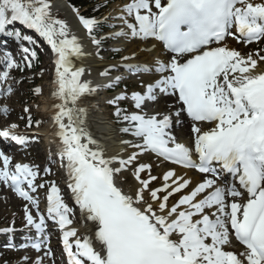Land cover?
Returning a JSON list of instances; mask_svg holds the SVG:
<instances>
[{
  "label": "snow or ice",
  "instance_id": "obj_1",
  "mask_svg": "<svg viewBox=\"0 0 264 264\" xmlns=\"http://www.w3.org/2000/svg\"><path fill=\"white\" fill-rule=\"evenodd\" d=\"M55 8L54 0H0V33L14 37L23 54L21 62L3 54L0 84L11 70L22 72L36 59L26 46L35 41L9 31L17 23L34 30L54 54L51 134L67 190L65 196L56 181L36 183L37 166L13 164L0 151V184L27 202L24 228L35 230L36 239L21 247L37 256L25 255L23 264H55L48 222L61 234L66 264H264V48L241 52L227 43L264 41V0H128L103 18L86 17L73 6L97 56L109 40L152 42L141 50L151 60L133 52L100 72L106 84L82 80L84 69L73 67L72 58L90 53ZM106 27L118 30L99 35ZM121 69L140 87L106 101L118 131L129 137L112 149L94 137L88 117L101 89L114 90L124 81L111 75ZM4 92L11 93V85ZM160 99L167 110H149ZM24 112L30 128V109ZM185 121L188 144L175 134ZM9 129L0 130V137L27 142ZM166 163L174 167L152 174L154 166ZM190 170L201 178H190ZM38 189H46V214L33 195ZM77 214L85 234L72 227Z\"/></svg>",
  "mask_w": 264,
  "mask_h": 264
},
{
  "label": "rangeland",
  "instance_id": "obj_2",
  "mask_svg": "<svg viewBox=\"0 0 264 264\" xmlns=\"http://www.w3.org/2000/svg\"><path fill=\"white\" fill-rule=\"evenodd\" d=\"M102 1H106V0H102ZM102 1L100 0L99 4H102ZM114 1V0H113ZM128 2V0H117V2L114 3H110L107 7H106V11L103 14V17L108 16L109 14H111V10L113 9V7L115 6L116 3H126ZM106 5V4H104ZM54 14L56 15L57 18L64 20V15L63 13H61L60 11L54 10ZM107 30L110 29V27H106ZM107 31L105 32H100L99 35H105ZM37 35H35L36 37ZM115 42V43H114ZM117 44V42L115 40H109L107 42H105L104 44H102L101 47L103 48H108L111 45H115ZM257 47H261L264 48V41L260 42L259 45H250V46H243L242 50L243 52H248L250 50H255ZM45 46L42 45V47H40V54H41V64L36 67V68H25V73L20 77V79H22V82L17 84L15 83L14 85V89L15 91H13L12 94V98H10L9 100H7L4 105L5 107H7L8 111H7V115L5 116V118H3L2 121H0V127H2L3 125H11L13 123H16L19 127V131H23L25 132L28 129L31 130H41V129H45L46 128V124H47V119L46 117L44 118L42 112H41V106L42 103L47 95V87L49 84V80L51 77L50 74V66L47 65L45 63V61L48 60L47 58V54L46 51H44ZM102 49V48H101ZM109 49V48H108ZM123 51L117 53V52H113V55L110 57V61L111 63L114 62H119L121 60V56L125 55L126 51L129 50V48H124L122 49ZM106 51H102L100 53V55L103 57L104 54H107ZM125 73V72H124ZM113 75H116V72L112 73ZM121 74V73H120ZM124 82L127 84L124 85L125 87L123 88H128L127 91L128 93L130 91L133 90H139V83L136 81L135 77L132 76H126ZM36 88H40L41 92L40 93H35L34 89ZM119 93V90H115L114 92H111L110 94L106 95L105 97H103L102 95L100 96V100L102 102L107 103V99L111 98L114 94ZM170 104V103H169ZM28 107L30 109V114H31V118L33 121L32 127H26L27 124V120H28V116L29 113H25L24 112V108ZM126 107H128V104H126ZM155 108L157 111H161L164 112L167 109L166 108H160L159 105L156 104H149V108ZM149 109V110H150ZM103 110V109H102ZM113 111V108H109L108 110H106V112L111 115ZM36 121H40L39 125L36 124ZM186 126H189L188 124L184 123ZM183 124V125H184ZM119 125V124H117ZM182 125V126H183ZM121 126V125H120ZM6 127V126H3ZM119 127V126H117ZM16 130V129H15ZM177 131L179 130L176 129ZM17 131V130H16ZM18 133V132H17ZM175 134L177 135V132H175ZM189 139V135L187 136ZM121 138V137H120ZM129 137H125L124 139H128ZM41 139V138H40ZM186 139V137H185ZM34 140V139H31ZM37 140V138H36ZM43 141V140H42ZM189 141V140H188ZM34 142V141H32ZM51 150L48 149V146L45 144V142L39 143L35 145V148H33L32 150H29L28 152H25V148H23L20 151V155H26L23 159V161L29 165H34L37 166L39 169V173H38V177L37 179L41 180L42 182H38L39 183H43L45 181H56L57 185L62 189V193L66 196L67 195V190L63 187V185L65 184L64 179H63V173L62 170L59 169L58 165L53 162V157H51ZM18 157L15 158L12 163L15 164L18 162ZM22 159V158H21ZM44 159H48V161H50V163L44 164L43 160ZM149 157H144V161L148 162L149 161ZM154 160V159H152ZM56 161V159H55ZM164 165H160L158 167H153L152 170V174L153 175H158V174H162L166 169V167H163ZM49 168L50 172L48 174H46L43 169L44 168ZM168 167V166H167ZM169 169V168H167ZM161 181H156L155 184L153 185L154 187L157 186L158 184H160ZM6 187L2 184H0V232L3 233V229L9 228V227H14V226H23L24 228V224L25 221L23 219V204L21 203H25V201L18 202L17 199H15L11 194H7L6 192ZM8 195H10V200L8 199L9 197H7ZM46 195V189H42V192L35 193L34 196L36 198L40 200H42ZM44 203V202H43ZM69 203H71L69 201ZM40 209H42L41 206H39ZM35 209H33V214H34ZM77 217L74 218V223H77ZM22 232H20L19 234H16L17 236L19 235H24L21 234ZM13 237V236H11ZM54 247V246H52ZM51 247V248H52ZM28 251L25 249H22L21 245H14V247H12L11 249H7L6 246L4 244H0V264H15V263H19L21 264L22 258L25 255H28ZM30 256V255H28ZM36 256V255H35ZM8 260V261H7ZM7 261V262H6Z\"/></svg>",
  "mask_w": 264,
  "mask_h": 264
},
{
  "label": "bare ground",
  "instance_id": "obj_3",
  "mask_svg": "<svg viewBox=\"0 0 264 264\" xmlns=\"http://www.w3.org/2000/svg\"><path fill=\"white\" fill-rule=\"evenodd\" d=\"M54 3L56 4V8L54 10H57V11H60L61 13H63L64 20L71 26L72 34L76 35L78 37V39H80L82 41L85 52L90 53V55H85L82 58H72V63H73L74 68L84 69V75L82 76V80H89V81H92L94 84H106V83H108L109 82L108 79L105 77H101L100 72L104 71L105 69L110 68L111 65L113 64L109 61L108 58L111 57L112 50L114 48H120V49H122V48L124 49V47H126V49L129 48V50L126 51L125 55H130L131 53L136 52L141 61L151 60L153 58V56L149 55L147 52H144L143 54H141V50L144 49L145 47H147V48L152 47V42L149 41L147 44H145V42L135 40V39H124L122 43L111 45L109 48L110 52H108V55L107 54L105 56L103 55V57L97 56L95 54V46L91 45V43L87 39L85 30H83L82 27L79 25L77 18L75 17L74 13L69 8V6L65 2V0H54ZM122 4H124V3H116L115 6L113 7V9L111 10L112 11L111 14L115 15L117 9ZM112 31H114V30L107 32L105 35L110 34ZM227 43L229 44L230 47L237 48L241 52H243V50H242L243 45L237 44L231 38L228 39ZM102 49H101V51H102ZM47 53L49 54L50 60L46 64L50 65L49 71H50L51 77H50L49 84L47 87V95H46V97L42 103V106H41V112H42L44 118L46 117L47 124H46L45 129H41L38 131L33 130L30 134V138L32 139L33 136H35L37 139L41 138L44 142L47 143V146L52 148L51 150H52V152H54L55 159L59 161V158L56 156L57 147H56L55 140L57 138L51 134L53 132V113H52L51 109H52V106L54 103V101L51 98V92L53 91L52 80L55 77L54 54L51 51V47H50V49L48 48ZM153 55H154V53H153ZM131 62L135 63V61H131ZM145 77L147 79L149 78L147 76H145ZM105 91H106V89H101V91L99 92V95H96L95 98L92 99L90 102L91 107L89 109L90 116L88 117V126H89V130L93 133V135L96 139H105L108 142L110 148L114 149L116 142H118L122 137L121 138L119 137L120 132L118 131V129L120 127H117L116 125H114L113 120L111 119V116L106 112L108 107H106L105 105H103V103H101L100 95ZM164 103H165V100H163V99L159 100L160 105H164ZM168 103H171V101L169 100ZM189 127L190 126H186L184 124L182 127H179L178 131L176 130L178 136L186 137V140L180 139L179 141L186 143L185 141L189 140V139H187L188 138L187 136L188 135L190 136ZM6 129H9V126L0 128V130H6ZM9 130L17 132L15 129H9ZM1 141H2V137H0V142ZM1 147H2V145H1ZM43 163L44 164L49 163L48 159H44ZM166 166H168V168L174 167L173 165L172 166L166 165ZM176 170L180 174H183V172H184L183 169H180L178 167L176 168ZM188 176L194 180L201 178L200 174L196 173L194 170L188 171ZM12 196L15 199H17L18 201L23 202V200L21 198H19L18 196L15 195V193H13ZM8 197H9L8 199L10 200V195H8ZM73 207H74V205H73ZM43 208H44V210H46V201L43 204ZM77 215H76V217H77ZM76 220H77V223L73 224L72 227H75L77 229L78 233L85 234L87 232V229L82 226V222L80 220V217L78 216V218ZM53 228L54 227H52V226L49 227V229H51V230ZM59 239H60V236H59ZM60 242H61L60 245H62L61 239H60ZM35 258L36 257L34 256L32 259L34 260ZM15 264H19V263H15ZM21 264H23V262ZM46 264H48L47 261H46ZM55 264H56V262H55Z\"/></svg>",
  "mask_w": 264,
  "mask_h": 264
},
{
  "label": "trees",
  "instance_id": "obj_4",
  "mask_svg": "<svg viewBox=\"0 0 264 264\" xmlns=\"http://www.w3.org/2000/svg\"><path fill=\"white\" fill-rule=\"evenodd\" d=\"M66 2L71 7H76L79 10H82V13L88 15L89 13L93 12L94 6H99V0H66ZM103 8L100 6L98 11H94L95 13L99 14Z\"/></svg>",
  "mask_w": 264,
  "mask_h": 264
}]
</instances>
